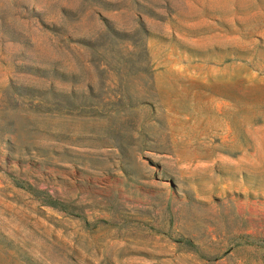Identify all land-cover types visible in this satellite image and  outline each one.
<instances>
[{"label": "rangeland", "instance_id": "rangeland-1", "mask_svg": "<svg viewBox=\"0 0 264 264\" xmlns=\"http://www.w3.org/2000/svg\"><path fill=\"white\" fill-rule=\"evenodd\" d=\"M0 264H264V0H0Z\"/></svg>", "mask_w": 264, "mask_h": 264}]
</instances>
